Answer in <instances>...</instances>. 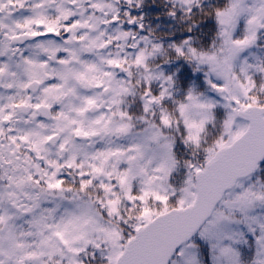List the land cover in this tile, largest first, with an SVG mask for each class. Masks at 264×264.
Wrapping results in <instances>:
<instances>
[{
    "label": "snow or ice",
    "instance_id": "6c2138e0",
    "mask_svg": "<svg viewBox=\"0 0 264 264\" xmlns=\"http://www.w3.org/2000/svg\"><path fill=\"white\" fill-rule=\"evenodd\" d=\"M0 264H264V0H0Z\"/></svg>",
    "mask_w": 264,
    "mask_h": 264
}]
</instances>
